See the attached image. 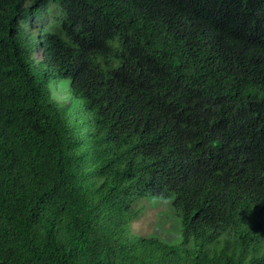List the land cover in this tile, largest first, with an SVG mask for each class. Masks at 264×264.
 <instances>
[{
	"label": "trees",
	"instance_id": "trees-1",
	"mask_svg": "<svg viewBox=\"0 0 264 264\" xmlns=\"http://www.w3.org/2000/svg\"><path fill=\"white\" fill-rule=\"evenodd\" d=\"M45 1L0 0V264H264V0Z\"/></svg>",
	"mask_w": 264,
	"mask_h": 264
},
{
	"label": "rangeland",
	"instance_id": "rangeland-1",
	"mask_svg": "<svg viewBox=\"0 0 264 264\" xmlns=\"http://www.w3.org/2000/svg\"><path fill=\"white\" fill-rule=\"evenodd\" d=\"M49 3L46 0L33 16L27 17L25 22L21 21L22 26L35 37L41 28L51 26L54 22L55 12L52 8L55 7L48 6ZM51 91L56 99H65V93L60 87L53 85ZM131 208L140 209L141 214L134 220L133 226L141 235L157 237L172 244L180 241L179 222L174 216L170 199L137 197L131 202Z\"/></svg>",
	"mask_w": 264,
	"mask_h": 264
}]
</instances>
